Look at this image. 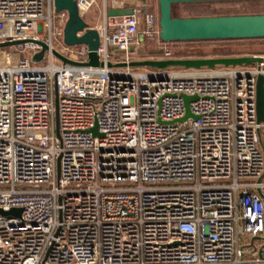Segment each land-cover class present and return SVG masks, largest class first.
I'll return each instance as SVG.
<instances>
[{
	"label": "built area",
	"instance_id": "obj_1",
	"mask_svg": "<svg viewBox=\"0 0 264 264\" xmlns=\"http://www.w3.org/2000/svg\"><path fill=\"white\" fill-rule=\"evenodd\" d=\"M77 5L100 10L103 68L56 57L89 49L65 44L54 0H0V211L22 209L0 214V264H264V62L109 69L149 45L177 58L141 0Z\"/></svg>",
	"mask_w": 264,
	"mask_h": 264
},
{
	"label": "water",
	"instance_id": "obj_2",
	"mask_svg": "<svg viewBox=\"0 0 264 264\" xmlns=\"http://www.w3.org/2000/svg\"><path fill=\"white\" fill-rule=\"evenodd\" d=\"M262 0H158L159 3V27L160 39L164 43L204 42V41H242V40H263L264 39V14H242V15H221V16H200V17H176L175 7L181 4L200 3H224V2H254ZM144 4L143 12H147L148 0H141ZM56 12L66 11L68 21L64 30V42L68 46L86 45L89 49V61L85 64L72 62L57 52V58L67 64L83 65L88 67L103 68L105 64L100 61L98 50L100 47L99 32L80 16L77 0H54ZM134 14V8L110 9V17H121ZM79 33H83L79 35ZM139 41L144 42L143 35ZM44 49V43H38ZM10 44L0 45V47ZM134 51V47L130 49ZM44 51L34 57V61L43 60ZM264 62L261 56L244 57H220L209 59H174V60H144L133 61L129 64L109 62L106 66L114 68H151L154 70L167 69H214V68H236L250 66L254 63ZM57 95V93H56ZM184 100L186 113L177 122L183 123L189 118L196 119L190 111V103L197 99L196 96H181ZM257 120L264 122V77L257 79ZM56 113L58 120V98H56ZM94 136H102L98 132V126L91 130ZM5 217H20L22 209H13L9 212L0 211Z\"/></svg>",
	"mask_w": 264,
	"mask_h": 264
},
{
	"label": "rangeland",
	"instance_id": "obj_3",
	"mask_svg": "<svg viewBox=\"0 0 264 264\" xmlns=\"http://www.w3.org/2000/svg\"><path fill=\"white\" fill-rule=\"evenodd\" d=\"M101 8V2L99 3ZM149 11L158 16V0H148ZM95 8L87 20L92 28L103 26L100 10ZM176 17H200V16H221V15H242V14H264V0L254 2H224V3H200L181 4L174 10ZM174 56L177 59H209L220 57H264V40L245 41H204L184 42L169 44ZM156 45H149L139 51L135 61L154 60L158 54Z\"/></svg>",
	"mask_w": 264,
	"mask_h": 264
},
{
	"label": "trees",
	"instance_id": "obj_4",
	"mask_svg": "<svg viewBox=\"0 0 264 264\" xmlns=\"http://www.w3.org/2000/svg\"><path fill=\"white\" fill-rule=\"evenodd\" d=\"M263 1V0H262ZM264 40V39H263ZM242 41H245V40H242Z\"/></svg>",
	"mask_w": 264,
	"mask_h": 264
}]
</instances>
